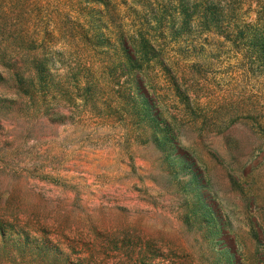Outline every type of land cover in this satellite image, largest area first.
Instances as JSON below:
<instances>
[{
	"label": "rangeland",
	"instance_id": "1",
	"mask_svg": "<svg viewBox=\"0 0 264 264\" xmlns=\"http://www.w3.org/2000/svg\"><path fill=\"white\" fill-rule=\"evenodd\" d=\"M255 28L264 0H0V264H264Z\"/></svg>",
	"mask_w": 264,
	"mask_h": 264
},
{
	"label": "trees",
	"instance_id": "2",
	"mask_svg": "<svg viewBox=\"0 0 264 264\" xmlns=\"http://www.w3.org/2000/svg\"><path fill=\"white\" fill-rule=\"evenodd\" d=\"M152 5L153 4L146 5L147 8L149 7L147 10L148 17L145 18L146 21L142 22L136 31H133L131 34H121L122 37L125 35L122 40H124L126 44L133 45L134 47H155L154 43L157 41V38L156 35H154L155 33L153 31L154 29H156L155 24H158L159 22L161 23L162 21L160 15L163 12V9H161L162 7H159V9L155 10L154 8H152ZM182 14V12H179L178 16H174V19L182 18ZM171 17L173 18V16H169V18H167L168 23L171 22ZM185 18L187 19V17ZM257 24L259 25L260 23L257 22ZM250 33L254 35L256 42L260 43V45L263 47L261 48L262 50L260 51V53L262 54L264 61V30L255 28ZM127 64L128 63L125 62L123 66H127ZM124 70L127 71V68L124 67Z\"/></svg>",
	"mask_w": 264,
	"mask_h": 264
}]
</instances>
